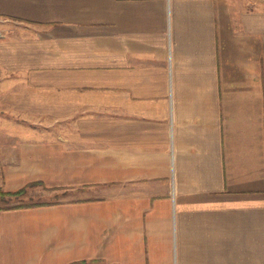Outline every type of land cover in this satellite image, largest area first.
Here are the masks:
<instances>
[{
	"label": "crops",
	"instance_id": "crops-1",
	"mask_svg": "<svg viewBox=\"0 0 264 264\" xmlns=\"http://www.w3.org/2000/svg\"><path fill=\"white\" fill-rule=\"evenodd\" d=\"M0 99L56 128L0 187L72 195L0 208V264H264V0H0Z\"/></svg>",
	"mask_w": 264,
	"mask_h": 264
},
{
	"label": "rangeland",
	"instance_id": "rangeland-1",
	"mask_svg": "<svg viewBox=\"0 0 264 264\" xmlns=\"http://www.w3.org/2000/svg\"><path fill=\"white\" fill-rule=\"evenodd\" d=\"M5 103H7L5 100L0 99V143H4L3 145L7 146L10 141L9 134H11V139L14 138V135H12L14 132H41L46 130L53 131L56 129L55 125L50 126L47 122L39 121L35 124L25 121L21 115L15 114L13 112L14 109L5 105ZM2 173L0 171V181L2 179ZM22 188H24L25 191L19 195L5 194L2 196L0 194V208L24 207L35 203L66 199L68 196L72 197L71 193L67 195V191H50L48 188L44 187L43 184L31 183ZM0 192L3 193L5 191L0 187Z\"/></svg>",
	"mask_w": 264,
	"mask_h": 264
},
{
	"label": "trees",
	"instance_id": "trees-1",
	"mask_svg": "<svg viewBox=\"0 0 264 264\" xmlns=\"http://www.w3.org/2000/svg\"><path fill=\"white\" fill-rule=\"evenodd\" d=\"M36 183H38V182H36ZM36 183H33V184H36ZM24 191H25V189L24 188H21V189H19L17 191H5V192H3L4 194L0 192V194L2 196L5 195V194H9V195H19L21 193H24ZM42 204L43 203H35V204H32V205H28V206L42 205ZM74 264H77V263H74Z\"/></svg>",
	"mask_w": 264,
	"mask_h": 264
}]
</instances>
